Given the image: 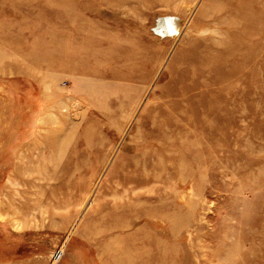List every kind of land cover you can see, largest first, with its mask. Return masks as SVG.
<instances>
[{
    "label": "rangeland",
    "instance_id": "rangeland-1",
    "mask_svg": "<svg viewBox=\"0 0 264 264\" xmlns=\"http://www.w3.org/2000/svg\"><path fill=\"white\" fill-rule=\"evenodd\" d=\"M122 1L0 0V130H7L12 121L32 119L34 132L42 133L28 139L29 146H20L17 137L11 145L15 151L11 162L17 170L12 172V165L10 176L7 168L4 175L0 171V264H129L120 255L124 256L127 246H140L139 239L133 245L140 235L144 252H156L150 240L157 234L165 239V227L161 222L146 223L143 215L131 222L129 232L112 235V241L110 234L103 233L116 222L115 212L126 203L131 208L141 206L144 213L158 203L159 212L173 214L169 258L155 264H264V101L255 103L262 99L264 87L257 83L258 72L239 77L231 93L223 89L218 112L199 111L206 103L199 98L200 106L188 111L187 117L172 114L182 107H194L196 95L192 93L204 90L199 79H206L210 86L204 91L209 97L218 92L222 81L217 71H206L191 81L194 74L187 71L188 63L183 60L189 41L195 42L203 26L198 18L199 2L126 3L129 8L136 7L127 15L132 19L128 32L121 31L129 40L126 50L113 58L88 59L76 69L90 71L93 84L79 87L68 71L61 72L60 34L63 29L70 35L80 34L74 33L68 20H62L64 10L82 14L91 12L90 8L105 11L100 23L115 27L112 33L119 34L116 22L126 16ZM153 25L168 32L153 33ZM134 37L137 45L130 41ZM173 57L175 67L169 68L166 62ZM253 63L264 64V57ZM51 71L62 74L53 79ZM48 95L53 102L67 100L78 112H71L67 119L77 122L74 138L63 155V162L69 165L63 170L49 164L47 171L55 170L57 176L43 179L40 160H33L43 144L40 126L43 98L48 100ZM186 125L200 128L186 141L192 145L186 149L189 160L182 173L187 178L182 179L184 162H177L179 144L172 142L184 135ZM163 128L171 131L164 133L167 129ZM124 144L132 152L138 146L141 153L148 154L150 164L163 168L166 176L136 190L141 192V205L129 199L127 184L122 183L141 163L132 152L127 151L128 157L117 166L123 167L118 178H107ZM6 152L7 148L0 154V168L5 167ZM97 181L92 211L79 218L81 204ZM108 185L113 189L110 192L103 189ZM159 195L167 198L158 201ZM182 195L183 201L178 197ZM99 202L115 207L113 213L104 216L103 210L96 208ZM75 222L78 229L73 231ZM104 240L109 245L98 252L89 247ZM116 257L122 259L120 263Z\"/></svg>",
    "mask_w": 264,
    "mask_h": 264
},
{
    "label": "bare ground",
    "instance_id": "bare-ground-1",
    "mask_svg": "<svg viewBox=\"0 0 264 264\" xmlns=\"http://www.w3.org/2000/svg\"><path fill=\"white\" fill-rule=\"evenodd\" d=\"M131 2H134V0H124L122 1V4H130ZM196 2L200 3L198 9V18L200 17L199 19L202 21L203 26L197 31V39L195 42L191 43V41H189V45L191 46L188 48V54H186L187 57L183 58V60L188 63L187 71H191L195 76H193L194 78L192 77V79H190L191 81L197 79L206 71H217L219 73L218 77L222 81H220L221 84L218 92L209 97L205 96V94L208 92L204 91H208L210 86L207 84L206 79H199V81H202L201 85L204 86V90L201 89L202 92L201 90H198L197 93H192V95H196L194 107H182L177 111H172V114L176 118H181L184 116L187 117L188 111L192 112L194 108L198 109L200 106V103H198L200 102L199 98L203 101L205 99L206 102L205 104H202L200 109H198L199 111L202 110L210 113L218 112V108L220 109L218 105L219 93L223 89H227V92L231 93L233 87L235 86V82L241 76L247 78L248 75H254L257 71V83L261 86V88L264 87V64L255 66L253 63L254 59H258L260 56L264 57V0H196ZM127 4L123 11L124 15L126 16H120L119 20L116 22V26L118 27L117 31H119V34L112 33L113 29H116L115 27L110 29L109 27H106L104 23H100L99 18L105 15V11H100L96 8H90L89 10H91V12L89 11V13H87L84 10L85 13L83 12L84 14H82L81 12L76 13V11H70V9H68V11L64 10V15L61 16L62 20H68L76 30L74 33L80 34L79 36H76L75 34L70 35L69 32L67 33L66 29L62 30L59 38L60 45H62V49L59 53V59L61 60L60 68L61 72L68 71V74L74 77L77 86L82 87L88 82L89 84H93L89 78V74L91 73L90 71L84 73L83 71L76 70L80 66L84 65V62H86L88 59L99 61L107 55L113 58L117 57L126 50L125 44L129 40L121 36L124 35L121 33V31L124 33L126 31L128 32L127 27L130 25V23H132V19L127 15L129 12H133L136 8H129ZM165 4L167 5L168 2H165ZM172 16L174 18H172L173 20H175V17H177L174 14ZM184 25L185 23H183V25H181L179 28V36L183 31ZM120 27H122V29H120ZM151 31L153 33L157 32L159 35H161L165 34V32H168V29L166 31L160 32L159 29L153 25L151 27ZM130 41L135 42L136 45L138 44L137 37H134V40ZM70 52H74V54L70 55ZM166 63V66L169 68L172 67V65L175 67L174 57L173 59L168 60ZM161 65H163V63L160 64V66ZM159 69H161V67L156 70L148 86L152 85L151 83L153 79L159 74ZM61 72L51 71L49 73L53 79H55L59 77ZM261 97L262 99L256 100L255 103L264 101V95ZM47 98L48 100L43 98V126H40V129H43V144L41 147L38 146L39 150L36 153L35 160H33H40L39 164L42 166L43 179L46 176L52 177L53 174L54 176L56 175L55 170H52L51 174L47 171L49 164L54 168L63 167V170H65L66 166L69 165L68 163L63 162V155L65 154L66 148H68L71 139L74 138L73 130L77 122L74 120L67 121V119L69 115L71 116V112H78V110H76L78 108H74L67 100L59 99L56 102H53L49 99L50 95H48ZM177 99L178 98L174 99V101ZM21 112H23V110ZM58 114H61L62 118H60ZM170 116L174 117L172 115ZM203 123L204 120L201 122V124L203 125ZM137 125L139 127L141 125L139 119L137 120ZM34 126L35 125H33L32 119H27L24 121L16 120L11 122V125L7 130H0V154L4 153L7 148V152L5 153L7 158L4 162L5 167L0 168V171L3 175L5 174V170L7 168L6 175L10 176L9 173L11 171L9 168L13 165L12 162H14H11V159L13 156H15V151L11 149V145L15 139L18 137L19 140L17 142H19L20 146L25 145L26 143V145L29 146V143L27 142L28 139L32 138L34 135L37 137L42 135V133H40L41 131H38V134L34 132ZM184 127L186 128V130L182 128L184 135H182L179 140H176V142H172L176 145L179 144L180 153H178L176 156L177 162H184V165L180 170L181 175L184 174L182 173L183 170L186 171L187 168L185 164L189 160L186 154V149L189 145H192L186 141L191 139L189 136L190 134L199 130L200 125L199 128L195 126L191 128V125H186ZM163 129L166 130L167 128ZM169 131H171V129L168 128L164 133ZM4 139H8L6 140L5 144L3 143ZM197 144L201 145L199 142ZM129 149L130 148L127 145H123L121 152L118 154L119 159L107 172V178L111 180L113 179V181L118 178L123 167L117 166H121V163H123L126 157H128L126 155L127 151L132 152ZM132 154L133 158H138L141 163L135 167V173L131 177L123 178L122 183L125 185L127 184L126 187L129 190L126 191V194L130 197L129 199H134L133 202L140 203L139 195L141 192H137L136 190L146 182H155L157 178L166 176L163 174V168L154 167L152 164H150V157L145 152L141 153L138 146L133 149ZM172 162L175 164L176 161L174 160ZM109 163L110 162H107L106 166H108ZM30 164L35 163L30 162ZM12 167V172L18 168L16 164H14ZM19 171H21V169H19ZM188 175L190 176L191 173ZM180 178H187V174L181 176ZM98 184V181L95 182L93 187L88 191L87 198H85L81 204V210L80 213H78L79 218H83L86 213L92 211V203L95 202L94 191ZM103 189L107 191L113 190L111 185L106 187L103 186ZM163 197L164 199L167 198L165 195H159L157 200L159 201ZM178 197L181 201L184 200L183 195ZM126 204L121 206L122 210L118 209L117 212L114 211L118 216V219L115 220L116 222H114L111 227L106 228L104 232L102 231L103 233L106 232V234H110V241L113 240L112 235L115 237V235L120 231L125 233L129 232L132 226L131 222L133 220H138L142 217V215L144 216L143 218L147 220L146 223L148 224L156 225L160 222L163 223L166 234L165 239L157 234L155 238L150 240L151 244H155L153 249H155L156 252H153L152 254H149V252H144V246H142V235H140L139 238L136 237L133 240V245H136V242L139 239L141 242L140 246H135L132 249L127 246L124 250V256L120 255V257L126 259V262L129 264H142L145 261H150V263L155 264L167 260V258H169V251L173 246L171 243V232L174 229V221L172 217L173 214H170L169 210L163 212V214L159 212L158 203H156V205H152V208L146 210V213L142 211L143 209L141 206L131 208L126 206ZM96 208L103 210L104 216H107L110 213H113L112 208L115 207H107L106 204L99 202L96 205ZM94 210L95 207L93 211ZM75 224L77 223L75 222L71 228L73 231L78 229V225ZM116 241L118 242V240ZM106 245H109V242L106 243V240H104L102 241V244L92 243L89 245V247L92 249V251L98 252V249L101 246ZM159 250H161V252ZM116 259L118 263H120L122 260L117 257Z\"/></svg>",
    "mask_w": 264,
    "mask_h": 264
}]
</instances>
